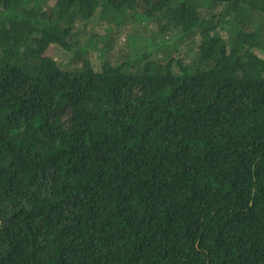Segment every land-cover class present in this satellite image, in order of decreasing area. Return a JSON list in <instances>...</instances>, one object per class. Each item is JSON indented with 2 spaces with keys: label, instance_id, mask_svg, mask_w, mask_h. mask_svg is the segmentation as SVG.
<instances>
[{
  "label": "trees",
  "instance_id": "16d2710c",
  "mask_svg": "<svg viewBox=\"0 0 264 264\" xmlns=\"http://www.w3.org/2000/svg\"><path fill=\"white\" fill-rule=\"evenodd\" d=\"M0 264H264V0H0Z\"/></svg>",
  "mask_w": 264,
  "mask_h": 264
}]
</instances>
